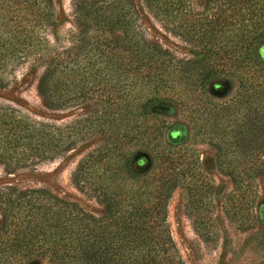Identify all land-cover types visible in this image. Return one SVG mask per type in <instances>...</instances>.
Listing matches in <instances>:
<instances>
[{
    "label": "trees",
    "instance_id": "16d2710c",
    "mask_svg": "<svg viewBox=\"0 0 264 264\" xmlns=\"http://www.w3.org/2000/svg\"><path fill=\"white\" fill-rule=\"evenodd\" d=\"M142 1L176 32L183 27L200 50L195 59L148 41L136 22L127 29L115 0L79 1L76 30L65 41L31 33L52 25L49 0H0V69L36 54L30 60L44 105L77 116L57 126L0 105L4 166L13 173L84 152L72 183L104 209L95 215L43 188L1 186L0 264H186L169 232L167 203L186 183L197 207L206 184L195 150L157 112L166 103L213 141L216 165L233 186L224 213L247 226L250 190L264 171V0H207L210 8L196 9L197 18L189 5L184 26L175 20L187 0ZM228 76L239 83L232 100L203 96L209 83ZM182 83L188 96L180 93Z\"/></svg>",
    "mask_w": 264,
    "mask_h": 264
},
{
    "label": "rangeland",
    "instance_id": "374dc122",
    "mask_svg": "<svg viewBox=\"0 0 264 264\" xmlns=\"http://www.w3.org/2000/svg\"><path fill=\"white\" fill-rule=\"evenodd\" d=\"M49 1L53 8L52 25L41 26L31 33L36 38L52 39L54 36L65 41L69 33L76 30L74 11L76 4L81 0ZM115 1L122 7L123 13H126L124 17L127 21V29H131L132 23L136 22L148 41L158 44L180 59H195L200 52L199 48L188 39L189 35L183 27L180 28V32H176L171 22L153 16L142 0ZM206 1L187 0L184 10H181L175 22L185 25L190 17L187 13L189 5L195 7L192 9V14L197 18L198 15L194 14L196 9L204 11L208 5L210 8V3ZM213 11L208 9L209 18L213 17ZM164 25H167V28ZM32 56L36 54L14 60L11 64H7L3 71L0 69V83H7L0 89V105H12L20 114L33 121L49 122L57 126L72 122L77 117L74 110L52 111L44 105L37 90L39 76L36 73V64L33 66L34 63L30 60ZM187 84L191 86L193 83ZM183 85L182 83L180 86V93L188 96V91L183 90ZM208 87V92L204 91L203 96L205 97L206 94L211 101L221 103L232 100L239 83L235 77L228 76L209 83ZM207 107L210 105L207 104ZM156 108L159 115L182 131L185 142L195 150L200 166V178L206 184L202 204L196 205L197 207L192 206L190 202L186 183L174 189L168 200L167 224L181 258L186 264H264V171L256 177L250 190L248 224L240 228L237 221L228 219L224 213L225 199L233 186L230 176L216 165V148L213 141L206 135L202 137L203 131L198 130L193 121L190 124L188 119L191 117L178 106L166 103ZM193 116L198 117V113L194 112ZM0 142L2 143L1 132ZM83 153L62 154L54 159L20 167L15 172L8 173L1 159L3 153L0 152V187L17 184L20 187L43 188L58 197L78 203L92 214L101 215L104 211L103 206L83 194L72 183V171ZM190 212L202 216V223L194 221ZM249 221L250 226H248ZM26 264L50 263L44 259H33Z\"/></svg>",
    "mask_w": 264,
    "mask_h": 264
}]
</instances>
